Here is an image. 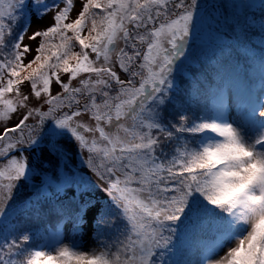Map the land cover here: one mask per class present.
<instances>
[{
  "label": "snow or ice",
  "instance_id": "1",
  "mask_svg": "<svg viewBox=\"0 0 264 264\" xmlns=\"http://www.w3.org/2000/svg\"><path fill=\"white\" fill-rule=\"evenodd\" d=\"M74 7L0 0V264H264V0Z\"/></svg>",
  "mask_w": 264,
  "mask_h": 264
},
{
  "label": "rangeland",
  "instance_id": "2",
  "mask_svg": "<svg viewBox=\"0 0 264 264\" xmlns=\"http://www.w3.org/2000/svg\"><path fill=\"white\" fill-rule=\"evenodd\" d=\"M74 3H75L74 11H73L72 14H71V18H73V19L75 18L77 12L80 10V7H81V0H74ZM49 20H50V18H49V19H46V20L44 21V24H48V23H49ZM33 27H35V24L33 25ZM29 34H30V33H29ZM205 38H206V37H205ZM24 43L29 44V45L32 47V49H33V51H32L31 53L28 54V57H27V59L25 60V63H27L28 60L32 59V57L35 55V43L29 41V40L27 39V37L25 38ZM61 76H62V79H65V80H66V76H65L64 74L61 75ZM22 91H24L25 93H27V91H28V84H27V82L22 86ZM55 92H56V88L53 87V93H55ZM13 119H15V117H14ZM91 243H92V241H91L89 238L85 237V239H84V245H85V247H87V246L90 245Z\"/></svg>",
  "mask_w": 264,
  "mask_h": 264
},
{
  "label": "trees",
  "instance_id": "3",
  "mask_svg": "<svg viewBox=\"0 0 264 264\" xmlns=\"http://www.w3.org/2000/svg\"><path fill=\"white\" fill-rule=\"evenodd\" d=\"M56 42H58V41H56ZM74 50L79 51V47L77 46ZM61 75H63V73H61ZM256 75H257V77H259V75H260L259 65H257V68H256Z\"/></svg>",
  "mask_w": 264,
  "mask_h": 264
}]
</instances>
